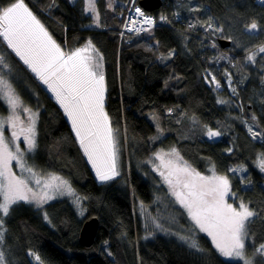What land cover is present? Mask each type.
Returning <instances> with one entry per match:
<instances>
[{
    "label": "trees",
    "instance_id": "trees-1",
    "mask_svg": "<svg viewBox=\"0 0 264 264\" xmlns=\"http://www.w3.org/2000/svg\"><path fill=\"white\" fill-rule=\"evenodd\" d=\"M172 1L174 10L165 3L151 11L157 22L150 34L123 35L130 7L116 5L109 10L104 0H97L101 22L94 27L83 0H25V4L63 50L69 52L91 41L103 57L104 110L119 139L125 133L133 158L150 148L147 136L156 146L176 144L195 170L212 167L228 177L236 200H243L256 213L248 224L252 241H246L245 248V254L251 255L264 242V172L257 166V156L264 154V135L253 139L248 131L252 125L253 131L264 134V58L247 62L244 53L264 45V2L189 0L177 8V1ZM8 2L0 0V6ZM209 18L222 31H205L200 26H206ZM252 22L258 29L249 32L246 26ZM220 38L230 44L221 48ZM0 55L10 65L0 71L23 103L38 111L36 164L69 181L83 200V221L92 215L98 218L95 238L85 246L79 243L83 221L75 218L64 199L51 202L48 225L38 210L22 202L14 205L5 219V243L14 246L13 264H31L27 251L37 253L43 264H240L223 260L202 235V251L163 237L142 240L130 198L147 203L151 191L138 169L128 159L129 176L98 183L63 112L2 37ZM226 72L234 79L233 96L225 82ZM208 73L219 81L218 86ZM150 112L167 133L158 132L146 115ZM188 119L221 136L215 140L182 136ZM238 165L245 172L242 177L229 171Z\"/></svg>",
    "mask_w": 264,
    "mask_h": 264
},
{
    "label": "snow or ice",
    "instance_id": "snow-or-ice-1",
    "mask_svg": "<svg viewBox=\"0 0 264 264\" xmlns=\"http://www.w3.org/2000/svg\"><path fill=\"white\" fill-rule=\"evenodd\" d=\"M87 3L94 5L95 0H87ZM85 11H92L94 13L92 19L98 24V12H95L94 8L88 7L85 8ZM135 12L142 17V20L137 22L129 18L124 22L125 29L129 32H148L149 28L143 27V25H154V19L145 16L140 8H136ZM164 19L166 18L161 17V20ZM137 23H140L142 27H136ZM200 26L205 31L210 29L213 32L222 31L221 28L213 25L211 18L206 26L203 24ZM189 27L192 28L195 25L190 24ZM246 29L251 32L257 30L258 25L252 22L246 26ZM0 37L7 42V46L30 68L31 72L55 94L64 113L71 121L81 148L92 168L95 169L96 178L103 183L118 177L120 175L118 130L112 128L110 118L104 110L105 78L103 72L100 71L102 67L100 61L103 57L95 58L84 55L87 48H76L69 52L62 50L25 4V0H9L6 5L0 6ZM88 47L94 49L91 41L88 42ZM212 47H215V44ZM259 52L264 53V46L259 48ZM171 55L172 53H169V58ZM246 60L255 63L256 55L250 53ZM0 68H10L2 55H0ZM228 75L230 77V74ZM208 76H211V82L219 85V81H216L211 73H208ZM208 76L205 77L206 80ZM5 77L6 73L0 71V89L4 90L3 95L7 98L8 105L15 111L22 102ZM218 103L223 104L226 101L220 100ZM23 111L32 113L29 116L27 129L21 128L20 130L21 133H24L26 150L32 152L36 147L34 124L38 112H32L27 107H24ZM171 111L169 109V113ZM6 119L11 127L15 128L14 121L19 117L9 116ZM251 119L255 124L257 121L255 114ZM4 122V118H0V243L4 242L5 219L9 216L11 208L19 202L34 203L40 208L58 196H75L77 203L81 199L75 194L67 180L54 174H47L49 179H44L43 176L35 178L31 181V185L28 178L17 176L11 170L13 160L30 176H36V173L32 166L26 164L24 151L19 148L18 144H15V141L19 139L15 131L12 132L15 151L10 148L9 142L3 135ZM244 123L248 122L244 121ZM256 126L258 127V125ZM158 131L162 133V129L158 128ZM248 131L253 139L264 135L259 131H253L252 125H249ZM206 135L209 139H214L221 133L209 128ZM229 151L231 150L229 149ZM175 153L176 149L173 148L171 154ZM154 155L161 160L159 167L167 169V174L165 171H159V175L168 185L170 194L185 209L192 222L193 231L181 239L190 241L192 247L198 248L194 238L195 229H198L211 238L214 247L222 256L236 258L243 264H253L252 260L246 257L245 248L246 241H252L248 224L256 213L250 210L249 205L243 200H240L236 206L228 202L230 196L239 199L231 191V182L228 177L215 174L202 175L187 164L173 163L171 159L165 163L159 153ZM257 166L264 172V154L257 156ZM241 169L243 170L242 166ZM229 171L235 172L236 169ZM44 219H48L47 213H45ZM153 223L156 229L164 231L163 224L158 220H154ZM254 251L264 254V242L259 243ZM30 255L35 258L38 264H43L35 252ZM0 264H6L3 251H0Z\"/></svg>",
    "mask_w": 264,
    "mask_h": 264
},
{
    "label": "rangeland",
    "instance_id": "rangeland-1",
    "mask_svg": "<svg viewBox=\"0 0 264 264\" xmlns=\"http://www.w3.org/2000/svg\"><path fill=\"white\" fill-rule=\"evenodd\" d=\"M176 1L178 3L177 8H179L182 5V3H184L185 1H189V0H175V3H176ZM257 1L261 2V0H257ZM70 2L74 3V2H76V0H70ZM104 2H105V7L108 8L109 10H113L116 5H119L120 8H127V9H129V7L131 8V7L138 5L140 8L145 9L143 6H141L139 4V2H136V0H104ZM83 3H84V10L86 7H88L90 9L94 8L95 12H98L99 22L97 24L92 19V16L94 13L92 11H87V12L85 11V13L91 17V25L94 27L99 26L100 22H101V15H100L98 7H97V0H95L94 5L88 4L87 0H83ZM165 3L168 7H172V9L174 10L175 5L172 4L173 3L172 0H166V1L162 0L161 5H165ZM145 10H147V9H145ZM147 11L151 15H153L154 21H155L154 25H155L157 22V16L155 14H153V12H151L152 10H147ZM176 12H179V11H176ZM161 17H164V16H160L158 18L161 20ZM151 31L152 30L149 29L148 32H143V33L150 34ZM133 33H137V32H133ZM262 46H264V45H262ZM262 46L255 48L254 50L250 51L249 53H244V54H246L245 57H247V55H249L251 53V54H255L256 58H258L259 56L261 58H264V53L259 52V48ZM78 48H87L88 49L87 52L83 53L84 55L93 56L95 58H98L99 56H101L95 49L88 47V42L82 44ZM20 61L23 63L22 60H20ZM247 62H250V61H247ZM100 63L102 65V61H100ZM25 66L30 70V68L27 65H25ZM100 71L103 72V65H102ZM30 72H31V70H30ZM32 74L34 75V77H36V75L34 73H32ZM224 77H225V82L228 85L229 94L231 96H233V94H234V92H233V88H234L233 80L234 79L231 75L229 77L228 72L224 73ZM5 78L7 80H9V82L11 83L12 88L14 89V93L18 94L17 90L15 89V87L12 84V82L10 81V79L8 77H5ZM38 81L44 87V89L48 91L50 96L54 99V101L57 103V105L59 106V108L63 112L64 116L66 117V119H67V121L71 127V130L74 134V137H75V139H76V141L80 147V150L82 151V154H83L84 158L86 159V161H87V163H88V165L92 171L94 178L96 179V181L98 183H102L96 178L95 169L92 168L91 163L88 161L87 156L85 155L83 149L81 148L79 141H78V138L76 137L75 132L72 128L71 121L68 119V117L64 113V110H63L62 106L60 105V103L57 101L55 94L48 89L47 85L43 84L39 79H38ZM3 91L4 90L0 89V118H4V120H5L4 128H3V135L6 138V140L9 142L10 148H12V150L15 151V145L12 143V132L15 131L18 134L19 139L15 141V144H18L19 148L24 151V160L26 161V164L28 166H32L34 168L36 176H30L29 173L22 170L17 165V162L15 160H13L11 162V170L17 176L28 178L30 181V185H31L32 180H34L35 178H38L40 176H43L44 179H49L47 174H54L56 176L63 178L64 180H67L63 175H61L57 172H53L51 170L40 168L34 160V155H35L36 149L38 147V141H37V139H38V116L35 117V124H34L35 142H36L35 150L32 152H28L26 150L27 145L24 142V133H21L20 130H21V128H24L25 130L27 129V127L29 126V116L32 113H25L23 111V108L27 107V108L31 109L32 112H38V111L35 110L34 108H31V107L27 106L26 104H24L20 97H19L20 101L22 102L21 106L17 107L15 109V111H13L10 108V106L8 105L7 98L4 97ZM104 95H105V93H104ZM18 96H19V94H18ZM3 106H5V108H3ZM146 115L150 119V121L155 124V126L157 128L162 129V133H164V134L167 133V131L165 132V130L160 126L159 122H161V121H160V119H157L156 115H154L152 112L147 113ZM9 116H13V117L18 116L19 117L18 120L14 121L15 122V128L11 127V124L9 122H7L6 118ZM208 129H209L208 127L200 126L195 119H188L187 121H185L183 123L181 131H182V136L191 135V136H197L199 138H205L207 140H215V139L219 138V137H217L214 139H209L206 135V132ZM211 129L213 131H216L213 128H211ZM159 133H161V132H159ZM119 138H120V136H118V139ZM173 148L176 149L175 154H171V150ZM155 153H159L160 156L163 157V160L165 161V163L169 159H171L173 161V163H179L181 165L187 164L192 169H194L180 155V153L176 147V144L170 145V146L160 145V146H157V148H155V149L148 148L144 155H139V157L133 158L134 156L131 155L132 154L131 149H129L128 145H127L126 135H125V133L123 134V139H119L118 168L120 171V175L118 177H116L115 179L121 178L122 176H124V177L129 176V173L131 170L130 166H129V162H128V159H129V161L132 162L133 165L141 173L142 179L144 181H147L149 190L151 191V197H150L149 202H147V203L139 202L137 199H133L132 197L130 198V201H132L134 204V210H135L134 214H135V217L137 219V225H139V229H140V236L139 237H141L142 240H152L155 237H161V238L163 237L167 240H172L176 243L178 242V243H181L185 246L188 245L189 247H191L195 250L202 251L203 246H202V244L200 242V238H199L200 235H202L206 240H208L210 242V245L222 257V259L224 258L225 260H228V261H234V262H239L240 264H243L242 261H239L236 258H228V257L222 256L218 252V250L214 247V244H213L211 238L209 236H207L206 233L200 232L198 229H195V237H194L197 244H198V248L192 247L190 244V241H186L185 239H181V237H186L189 235L190 232L193 231L192 222L188 218L185 209H183L180 206V204L178 202H176L175 197L170 194V189H169L168 185L166 184V182L163 181V178L159 175V171H165V173L167 174V169H165L163 167H159L161 165V160L156 158V156L154 155ZM241 166L242 165H238V166H235L232 168V169H236V171L234 172L236 176L242 177L245 174V172L243 170H241V168H240ZM154 169H158V170H154ZM195 171H197V170H195ZM197 172L201 173L202 175H206V176H211L213 174L220 175V174L216 173L212 167H210V168L208 167L206 171H197ZM221 176H223V175H221ZM62 199L65 200L66 206L68 208L73 209L75 218H77V219L80 218L79 220H82V217L84 215V211H86V210L84 208L83 200L80 199L79 202L77 203V202H75V196H67V195L58 196L55 199L49 200L46 204H44L40 208H38L34 203L33 204H29V203H25V202H22V203H25V204L31 206L32 208L38 210L39 215H40L39 216L40 219L45 224L48 225L51 222V218H50L49 213H48V209L51 208L50 207L51 202H53V201L61 202ZM228 202L233 203V205L236 206V205H238V203L240 201L236 200L235 198L230 196L228 198ZM19 203H21V202H19ZM45 213H47V216H48L47 220L44 219ZM154 220H158L161 224H163L164 231H161V230H158L155 228L154 223H153ZM5 228H6V226H5ZM5 241H6V232H5V236H4V242L0 243V251H3L5 253L6 264H13L12 263V255H13L14 246H12L9 242L5 243ZM32 252L33 251H27L26 252L28 259L31 262V264H38V262L35 260V258L32 255H30V253H32ZM246 257L248 259L252 260L253 264H261V262L259 261L261 259H262V262L264 263V254H259V253H256L254 251L251 255H246Z\"/></svg>",
    "mask_w": 264,
    "mask_h": 264
},
{
    "label": "water",
    "instance_id": "water-1",
    "mask_svg": "<svg viewBox=\"0 0 264 264\" xmlns=\"http://www.w3.org/2000/svg\"><path fill=\"white\" fill-rule=\"evenodd\" d=\"M138 2L147 10L156 9L162 4V0H139ZM218 42L221 48H225L230 44V41L226 38H220ZM97 227L98 218L95 215L89 216L83 221L79 231L81 245L89 246L93 242Z\"/></svg>",
    "mask_w": 264,
    "mask_h": 264
},
{
    "label": "built area",
    "instance_id": "built-area-1",
    "mask_svg": "<svg viewBox=\"0 0 264 264\" xmlns=\"http://www.w3.org/2000/svg\"><path fill=\"white\" fill-rule=\"evenodd\" d=\"M136 8H140L138 5H136V6H134V7H131L130 8V10H129V12H128V15H127V17H126V20H129V18H132L133 20H135V21H137V22H139L140 20H142V17H140L136 12H135V9ZM141 9V11L145 14V16H148V17H152L153 19H154V17H153V15H151L147 10H145V9H142V8H140ZM125 20V21H126ZM129 23L131 24V21H129ZM154 25H152V26H148V25H143V27H147V28H150V27H153ZM124 27V26H123ZM136 27H142V25L140 24V23H137L136 24ZM124 29H125V27H124ZM126 30V29H125ZM126 32H128V33H132V34H137V33H133V32H135V31H131V32H129V31H127L126 30Z\"/></svg>",
    "mask_w": 264,
    "mask_h": 264
},
{
    "label": "bare ground",
    "instance_id": "bare-ground-1",
    "mask_svg": "<svg viewBox=\"0 0 264 264\" xmlns=\"http://www.w3.org/2000/svg\"><path fill=\"white\" fill-rule=\"evenodd\" d=\"M128 15V14H127ZM98 27V26H97ZM122 31H121V33L123 32V34L124 33H128V32H126V30L124 29V27H123V29H121ZM79 47V46H78ZM77 47V48H78ZM76 49V48H75ZM63 50V49H62ZM65 51V50H64ZM65 52H67V51H65ZM145 138H146V140L148 141V144H149V146H150V148H152V149H155V148H157V146L156 145H154L153 143H152V141L150 140V138H148L147 136H145ZM146 150H147V148H146ZM145 154V153H144ZM80 243V242H79ZM81 244V243H80Z\"/></svg>",
    "mask_w": 264,
    "mask_h": 264
},
{
    "label": "clouds",
    "instance_id": "clouds-1",
    "mask_svg": "<svg viewBox=\"0 0 264 264\" xmlns=\"http://www.w3.org/2000/svg\"><path fill=\"white\" fill-rule=\"evenodd\" d=\"M151 28H153V27H150L149 29H151ZM142 32V31H141Z\"/></svg>",
    "mask_w": 264,
    "mask_h": 264
},
{
    "label": "crops",
    "instance_id": "crops-1",
    "mask_svg": "<svg viewBox=\"0 0 264 264\" xmlns=\"http://www.w3.org/2000/svg\"><path fill=\"white\" fill-rule=\"evenodd\" d=\"M6 42V41H5ZM7 43V42H6Z\"/></svg>",
    "mask_w": 264,
    "mask_h": 264
}]
</instances>
